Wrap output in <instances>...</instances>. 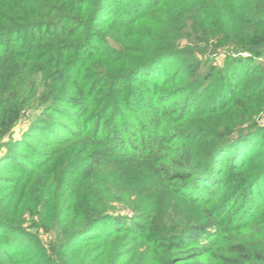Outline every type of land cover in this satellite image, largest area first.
<instances>
[{
    "label": "trees",
    "instance_id": "trees-1",
    "mask_svg": "<svg viewBox=\"0 0 264 264\" xmlns=\"http://www.w3.org/2000/svg\"><path fill=\"white\" fill-rule=\"evenodd\" d=\"M165 1L0 0V264H264V0Z\"/></svg>",
    "mask_w": 264,
    "mask_h": 264
},
{
    "label": "rangeland",
    "instance_id": "rangeland-1",
    "mask_svg": "<svg viewBox=\"0 0 264 264\" xmlns=\"http://www.w3.org/2000/svg\"><path fill=\"white\" fill-rule=\"evenodd\" d=\"M165 2H171L170 4L172 5H179L181 2L180 0H166ZM161 13V11L159 9H157L154 14H156L157 16ZM119 37V34L117 35V38ZM187 38H182L179 42V46H184L188 43ZM229 51H223L221 52L219 55L217 56H213L211 58H205L203 56L199 57L202 59V63L204 62V66L206 67L209 64H213L217 69L223 68L224 65H226L231 59L234 58L235 54H230L228 53ZM229 55V56H228ZM242 57L244 58H258L261 59V57L259 55H255L253 53H241L240 54ZM216 69V70H217ZM250 91V89L246 90V92ZM39 114L38 113H29L22 121L21 123H19L13 132V138L15 139H19L21 137V135L28 129L30 122L38 117ZM256 122H258L259 124H264V109L261 113H259L256 118H255ZM4 152H6V148H2L0 150V155H2ZM123 210V209H121ZM128 210V209H127Z\"/></svg>",
    "mask_w": 264,
    "mask_h": 264
}]
</instances>
